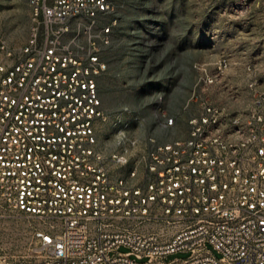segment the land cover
<instances>
[{
	"label": "built area",
	"instance_id": "built-area-1",
	"mask_svg": "<svg viewBox=\"0 0 264 264\" xmlns=\"http://www.w3.org/2000/svg\"><path fill=\"white\" fill-rule=\"evenodd\" d=\"M28 4V42L0 43V214L38 227L28 255L0 253V264H264V63L245 66L242 111L204 103L187 135L144 143L119 119L108 150L101 79L117 21L101 19L112 0ZM231 10L257 16L264 40V0ZM178 252L191 256L165 262Z\"/></svg>",
	"mask_w": 264,
	"mask_h": 264
},
{
	"label": "rangeland",
	"instance_id": "rangeland-1",
	"mask_svg": "<svg viewBox=\"0 0 264 264\" xmlns=\"http://www.w3.org/2000/svg\"><path fill=\"white\" fill-rule=\"evenodd\" d=\"M236 1L112 0L115 12L101 19V25L117 21L104 53L109 71L101 79L109 120L100 130L108 150L116 145L119 119L130 124L129 134L142 143L150 135L167 141L187 135L190 119L204 103L229 114L250 105L245 66L264 63L263 28L257 16L246 22L243 14L234 13ZM31 26L28 0H0V43L20 49L30 38ZM224 59L227 69L214 85L208 84ZM163 113L176 119L174 127H161ZM37 227L26 217L0 214V253L28 255ZM207 249L220 258L212 246ZM190 256L178 252L165 262Z\"/></svg>",
	"mask_w": 264,
	"mask_h": 264
}]
</instances>
